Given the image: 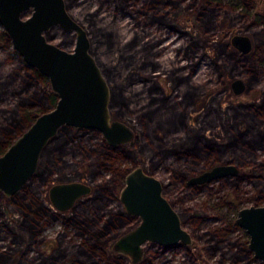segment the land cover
Returning a JSON list of instances; mask_svg holds the SVG:
<instances>
[{
  "label": "trees",
  "instance_id": "16d2710c",
  "mask_svg": "<svg viewBox=\"0 0 264 264\" xmlns=\"http://www.w3.org/2000/svg\"><path fill=\"white\" fill-rule=\"evenodd\" d=\"M129 1L114 0L118 9H125ZM175 1V17L165 21L170 26H175L173 30L176 32H184L189 36L185 49H191V72L206 54L212 59L220 77H234L240 73L238 68L242 66L247 71L249 85L258 80L264 65V26L254 31L255 52L243 55L230 49V45L224 41L225 34L222 31L217 35L213 34L206 20L212 13V5L214 3L221 5L223 0H189L184 6H181L180 2L185 0ZM247 2L252 4L254 0ZM189 10L192 11L190 16L194 25L192 24L190 29H183L181 24L183 21L187 23V19L190 18L187 13ZM93 15L95 14L91 17ZM95 26L96 23L90 20L86 28L92 32ZM231 26L233 24L228 27ZM105 35L108 39L110 33ZM47 38L51 40L52 36L47 33ZM74 42L75 34L63 31L60 45L70 48ZM9 45L10 36L5 30H0V47ZM92 53L97 58L111 88V112L116 113V117L136 130L135 145L112 147L103 138L98 143L82 146L78 154L73 153L71 158H67V153L75 140L82 138L90 130L63 126L43 150L34 177L13 196H7L0 190V232L9 231L12 243L22 245L18 248L10 245V250L22 249L23 252H27V249L35 244L36 235L59 218L78 229V235L82 237L80 244L72 250L56 249L50 255L54 264H128L126 257L112 255L108 251L109 244L127 227L132 223L135 225L139 223V219L129 215L119 200L117 185H124L125 177L132 169L127 166L123 168L124 164L132 162V167L143 165L145 170L152 174L167 157L205 159L206 164L212 166L218 162H240L234 156H232L234 159L225 156L229 150L237 152V149L246 146L252 149L264 148V89L255 100L235 105L229 98V83L224 79L222 90L208 94L206 90H199L191 84L190 75L178 73L179 67L166 70V76L162 78L160 74L155 73L156 64L148 62L141 52L128 53L119 56L118 60L125 62L126 67L130 69L128 70L130 75H136L142 82L151 83L148 90L151 97L148 110L135 116L136 111L131 108V98L125 94L123 78L118 79L112 75L110 67L98 59L94 46ZM23 69L22 72L14 70L6 80L0 79V101L6 84L9 86L11 83H19V87L12 92L18 97V105L12 109L2 110L8 122L0 125V156L41 113L53 109L59 99L57 93L52 90L48 78L38 69L27 64ZM148 69L151 73L147 71ZM163 81L170 89L182 90L186 108L175 111L168 107L150 109L161 102V98L164 103L169 102L170 94L163 86ZM200 100H204V104L198 108ZM37 106L40 110L34 111L33 108ZM106 172H110L111 177L99 183L98 177ZM254 173L251 176L258 180L255 186L260 191L261 199L264 197V177L260 172ZM239 176L242 177L241 174ZM179 177L185 178L176 172L170 176L174 179ZM36 180H40L44 188L33 193L31 186ZM74 181L95 186L94 193L88 198H81L76 207L89 199L94 202L117 200V209L111 210L106 218L105 214L101 215V218H105L101 224L89 216L77 214L76 207L69 212L58 211L48 198L49 187L60 182ZM163 185L165 186V182ZM171 203L174 204L172 200ZM180 215L183 223L196 216L205 217L194 210L180 212ZM188 251L190 261L183 260L180 264H204L202 260L204 257L201 259L197 257L195 247H188ZM246 251L248 252L247 248ZM201 254L204 252L201 251ZM12 255L14 256L13 252L10 257ZM193 258L196 260L192 261ZM235 260L238 264L239 260L237 258ZM5 263L10 264L11 261Z\"/></svg>",
  "mask_w": 264,
  "mask_h": 264
},
{
  "label": "rangeland",
  "instance_id": "374dc122",
  "mask_svg": "<svg viewBox=\"0 0 264 264\" xmlns=\"http://www.w3.org/2000/svg\"><path fill=\"white\" fill-rule=\"evenodd\" d=\"M67 1L69 6H71L68 11L74 19L82 21L85 28L90 20L96 23L92 32L87 31L96 49L97 57L103 64L110 67L112 75H115L118 79L123 78L122 84L125 87V94L131 98V108L136 111L135 116L148 110L147 106L151 101L148 90L151 83L142 82L137 79L136 75H130L128 71L130 69L126 67L125 62L118 60L119 56L127 55L128 53L141 52L148 62L156 64L155 73L160 74L162 78L166 76V70L179 67L178 73H182L184 76L190 75L191 84L199 88V90H206L208 94L222 90V79H224L225 82L229 83V98L235 105L240 102H251L262 94L264 89V65L258 80L251 85L248 83L247 71L242 66L238 68L240 73L235 74L234 77H220L214 68L212 59L206 54H204L194 71L191 72V49H185L189 36L184 32L169 31L159 21V16L164 11L170 10V8L159 9L160 5L157 6L153 0H132V6L130 5L125 10H117L113 2L109 0L102 6H100L101 0ZM183 4H185V1ZM212 7V13L206 17L209 26L212 28L211 32L217 35L222 31L225 34L223 35L224 41L230 45L232 51H237L231 43L235 34L249 35L255 42L254 31L264 26V0H254L252 4H248L247 0H223L221 5L214 3ZM92 14L95 15L91 17ZM162 19L165 21L164 16L161 17ZM189 19L187 23L185 21L182 22L181 26L183 29H190L191 25H194L193 18L190 16ZM163 20L162 22H164ZM228 24H233V26L229 28ZM0 30H4L1 24ZM48 33L52 36L51 42L61 46L63 29L56 26ZM106 33H110L108 39H106ZM74 44L70 48L61 47L71 51L74 48ZM25 64L23 57L14 49L12 41L11 45L0 47L1 80H6L14 70L22 72ZM147 71L151 73L150 69ZM239 78L245 81L246 90L237 94L234 91L233 82ZM163 86L170 94L169 102L164 103L161 98V102L155 106L153 105L150 109L168 107L175 111L186 108V104L183 102L184 97L181 94L182 90L170 89L164 81ZM17 87H19V83H11L9 86L6 84V87L3 88L4 93L1 94L2 99L0 101V125H5L8 122L7 116L2 113V110L12 109L18 105V97L12 93ZM177 94L178 97H176ZM203 104L204 100H200L197 107L200 108ZM33 110L38 111L40 108L37 106ZM112 114L114 119L121 120L116 117V113ZM103 138L101 132L90 130L82 138L75 140V143L72 144L67 153V158H71L73 153L78 154L82 146L89 143H98ZM127 145L132 147L130 144ZM227 155L238 158L240 162L230 163L238 167L240 170L239 175L241 174L242 177L239 175L228 176L199 186L190 185L188 181L192 176L199 175L217 165L230 164L218 162L210 166L208 163L206 164L205 159L194 160V158L177 159L176 157H167L152 172L162 182H165L164 193L169 200H172L174 207L179 213L194 210L201 216L205 215V217L196 216L183 223L194 239L193 245L178 244L163 247L154 243H146L144 258L139 263H134L128 257V264H180L183 260L189 262L188 247H195L197 257L200 259L204 257L202 259L204 264H236L235 258L239 260L238 264H264V261L256 258L253 252L246 251L250 236L237 223L241 209L250 206H264V197L259 199L260 191L255 186L258 180L251 176L257 171L264 177V148L257 147L252 149L250 146H246L237 149V152L229 150L225 156ZM132 165V162H128L123 165V168L127 166L133 169ZM175 172L179 173L180 176H185V178H170ZM110 177V172H106L98 177V181L99 183L105 182ZM41 184L40 180L34 181L31 186L32 192L42 190L44 187ZM91 187L92 191L85 196L86 198L94 193L95 186L91 185ZM122 187L123 185H117L119 195ZM116 201L94 202L89 199L79 205V207H76L75 212L96 219L101 224L111 210L117 209ZM104 214L105 218H101L100 216ZM134 226L136 225L132 223L123 233ZM78 232L74 225L68 224L59 218L36 235L35 244H32L27 249V252H23L22 249L10 250V245L16 248L22 245L12 243L11 234L9 231L4 230L0 232V264H8L5 263L6 261H11L12 264H54L51 262L50 255L56 249L72 250L80 244L82 237L78 235ZM112 242L108 246L109 253L121 255L112 249ZM201 251L204 252L203 255ZM11 252L14 253L12 257H10ZM195 260L194 258L192 259V261Z\"/></svg>",
  "mask_w": 264,
  "mask_h": 264
},
{
  "label": "water",
  "instance_id": "95a60500",
  "mask_svg": "<svg viewBox=\"0 0 264 264\" xmlns=\"http://www.w3.org/2000/svg\"><path fill=\"white\" fill-rule=\"evenodd\" d=\"M0 24L25 63L47 77L59 97L56 106L39 115L0 156V190L5 195H15L34 177L43 150L63 126L97 130L112 147L135 144L133 127L113 118L110 85L91 53L87 29L70 14L66 0H0ZM56 26L76 35L71 51L47 38L46 33ZM231 43L243 55L255 50L249 35L235 34ZM233 88L242 93L246 83L239 78ZM238 173L235 164L217 165L191 177L188 183L201 185ZM91 191L85 182H62L50 187L48 198L58 211L66 212ZM120 201L140 222L113 242L115 252L139 263L146 243L163 247L194 244L179 211L166 197L162 180L143 166L128 173ZM237 223L250 236L249 250L264 261V206L241 209Z\"/></svg>",
  "mask_w": 264,
  "mask_h": 264
},
{
  "label": "flooded vegetation",
  "instance_id": "af4514ba",
  "mask_svg": "<svg viewBox=\"0 0 264 264\" xmlns=\"http://www.w3.org/2000/svg\"><path fill=\"white\" fill-rule=\"evenodd\" d=\"M107 0H101V3H100V6H102L105 2H106ZM109 1H111V2H113V4H114V6H115V8L117 9V10H125V9H127L128 7H130V5H131V2H132V0H130L129 1V4H128V6L125 8V9H118L117 8V6H116V4H115V2H114V0H109ZM134 1V0H133ZM153 1H155V3H156V5L158 6V5H160V7H159V9H162V10H164V9H166V8H170V10H167V11H164V13L161 15V16H159L160 18H159V21L161 22V24L163 25V26H166L168 29H169V31H172V32H176L175 30H173L174 29V27L175 26H173V25H169L168 23H166L163 19V21L164 22H162V20H161V17H165V19H170L171 17H175V14H174V11H175V9H176V7L174 6L175 4H176V1L175 0H153ZM192 1V0H191ZM183 2L184 1H182V2H180V5L181 6H184L186 3H188L189 2V0H185V4H183ZM66 4H67V9H69L70 10V8H71V6H69V3H68V1L66 0ZM132 6V5H131ZM161 6H163L162 8H161ZM191 10H189L187 13L190 15L191 14ZM170 13H171V15H170ZM169 16V17H168ZM189 19V18H188ZM188 19H187V21H188ZM190 20V19H189ZM84 27H85V25H84V23L82 22V21H79ZM173 22H176V21H173ZM175 25V24H174ZM192 26V25H191ZM192 28V27H191ZM63 31H65V30H63ZM66 32H68V31H66ZM72 33V32H71ZM75 38H76V35H75ZM93 43V42H92ZM92 47H93V44H92ZM92 47H91V53H92ZM255 50H256V44H255ZM255 50L253 51V52H255ZM93 54V53H92ZM95 56V55H94ZM96 58V57H95ZM97 59V58H96ZM98 61V60H97ZM99 63V62H98ZM122 145H124V144H122ZM133 168H135V167H133ZM131 171V170H130ZM129 171V172H130ZM128 172V173H129ZM239 172H240V170H239ZM128 173H127V175H128ZM127 175H126V177H127ZM238 175H239V173H238ZM237 175V176H238ZM126 177H125V182H126ZM193 177V176H192ZM78 182H80V181H78ZM124 185H125V183H124ZM124 185H123V187H124ZM201 185H203V184H201ZM51 186H53V185H51ZM50 186V187H51ZM196 186H199V185H196ZM50 187H49V189H50ZM123 187H122V189H123ZM165 188V187H164ZM121 189V190H122ZM48 192H49V190H48ZM85 197V196H84ZM83 198V197H82ZM81 199V198H80ZM79 199V200H80ZM78 200V201H79ZM119 200H120V195H119ZM78 201H77V203H78ZM170 202H171V200H170ZM77 203H76V205L74 206V208L77 206ZM173 206H174V204H172ZM73 208V209H74ZM181 216V215H180ZM181 220H182V218H181ZM182 223H183V221H182ZM139 224V223H138ZM137 224V225H138ZM136 225V226H137ZM184 225V224H183ZM135 227V226H134ZM122 235V234H121ZM120 235V236H121ZM119 236V237H120ZM118 237V238H119ZM115 241V240H114ZM113 241V242H114ZM112 242V243H113ZM184 245V244H183ZM186 246V245H185ZM248 250H249V248H248ZM250 251V250H249ZM252 252V251H251ZM126 258H128V257H126Z\"/></svg>",
  "mask_w": 264,
  "mask_h": 264
},
{
  "label": "bare ground",
  "instance_id": "6f19581e",
  "mask_svg": "<svg viewBox=\"0 0 264 264\" xmlns=\"http://www.w3.org/2000/svg\"><path fill=\"white\" fill-rule=\"evenodd\" d=\"M112 96V95H111ZM111 102V101H110Z\"/></svg>",
  "mask_w": 264,
  "mask_h": 264
}]
</instances>
